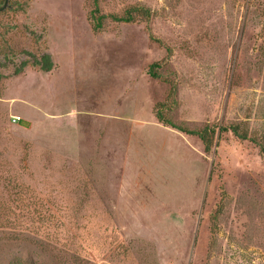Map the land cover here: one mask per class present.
<instances>
[{"label": "rangeland", "instance_id": "rangeland-1", "mask_svg": "<svg viewBox=\"0 0 264 264\" xmlns=\"http://www.w3.org/2000/svg\"><path fill=\"white\" fill-rule=\"evenodd\" d=\"M229 125L264 145V0H8L0 264H264V154Z\"/></svg>", "mask_w": 264, "mask_h": 264}, {"label": "trees", "instance_id": "trees-1", "mask_svg": "<svg viewBox=\"0 0 264 264\" xmlns=\"http://www.w3.org/2000/svg\"><path fill=\"white\" fill-rule=\"evenodd\" d=\"M134 10V9H132ZM130 14V15H129ZM148 14V12H147ZM129 15V16H128ZM127 17H120L118 19H116L117 21H123V22H131L132 20V17H131V13H127L126 15ZM26 66V64L23 62L22 65H21V68L18 69L17 71L20 72L23 67ZM33 66H37L42 72H49L52 70L53 68V62L51 60V57L50 55L48 54H43L39 59H36L34 62H33ZM158 67L157 64H154L151 66V72H150V76L152 78H157V73L155 72V69ZM171 96H173L172 93H170ZM159 114H157V119L159 122H163L164 124H167L173 128H176L173 126L172 122L163 117L162 115V108H164L165 106L163 105H159ZM21 121H19L20 123ZM220 131L221 132H226V131H229L231 132L233 135H235L236 137H238L239 139L241 140H250V142H252L255 146H257L259 148V151L261 152V154H264V145L263 143L258 140L256 137H249L247 135V133H244L240 130L239 126L238 125H229L228 127H219ZM184 133L186 134H189V135H196L200 138V140L204 143L205 145V149L208 150L211 146V137L213 135V128L212 129H209L208 127H205L204 129L200 130V131H188L186 129H181Z\"/></svg>", "mask_w": 264, "mask_h": 264}, {"label": "water", "instance_id": "water-1", "mask_svg": "<svg viewBox=\"0 0 264 264\" xmlns=\"http://www.w3.org/2000/svg\"><path fill=\"white\" fill-rule=\"evenodd\" d=\"M7 2H8V0H4L3 5L0 7V12L3 11L6 8Z\"/></svg>", "mask_w": 264, "mask_h": 264}, {"label": "built area", "instance_id": "built-area-1", "mask_svg": "<svg viewBox=\"0 0 264 264\" xmlns=\"http://www.w3.org/2000/svg\"><path fill=\"white\" fill-rule=\"evenodd\" d=\"M20 121V117H12V122L13 123H18Z\"/></svg>", "mask_w": 264, "mask_h": 264}]
</instances>
